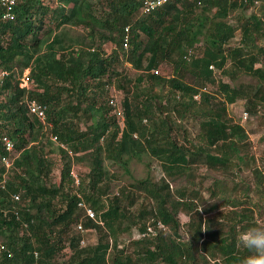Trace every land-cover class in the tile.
<instances>
[{"label": "trees", "instance_id": "1", "mask_svg": "<svg viewBox=\"0 0 264 264\" xmlns=\"http://www.w3.org/2000/svg\"><path fill=\"white\" fill-rule=\"evenodd\" d=\"M54 1L18 0L13 20L0 17V68L9 71L0 82V158L4 154L1 136L6 134L14 141L12 166L4 185H0V264H32L35 251L39 264H57L53 257L66 249L67 259L61 264H239L248 252L235 241L234 226L254 225L248 221L251 216L245 207L243 212L229 211L228 232L207 237L202 212L215 210L218 205L205 207L206 200L196 184L189 191L183 186L172 190L165 180L141 179L133 186L143 190L146 201L136 214L130 211L135 202L131 192L121 190L105 204L107 185L100 184L107 173L102 155L126 164L124 156L140 158L147 152L159 161L168 177L186 172L191 176V164L201 155L210 168L228 169L230 156L237 154L235 137L243 127L229 116L227 104L243 99L250 114L264 109V47L251 51L256 39L264 38V0H169L148 14L140 12L138 0H107V10L98 13L89 0H62L69 7L57 6ZM250 6L256 12L239 25L241 44L226 47L235 34V27L227 22L229 13ZM58 11L57 23L40 35L46 16L52 20ZM62 25L87 29L90 44L82 40L65 44L54 31ZM126 26H131L128 49L123 48ZM199 36H203V49L196 55ZM109 42L118 51L122 49L121 56L139 70L134 80L123 76L117 84L126 92L122 100L125 124L120 135L116 118L109 114L108 101L106 106L102 103L109 87L104 79L118 74L116 63L121 60L120 51H106ZM174 54L175 75L166 78L151 72L163 61H174ZM228 62L232 69L255 77L257 85L231 86L218 81L221 100L215 101L204 91L199 101L195 100L193 95L199 88L206 81L213 82L212 70H224ZM258 62L260 66H255ZM16 64L31 66L38 91L18 87L16 77L21 72L15 73ZM157 87L166 88V94L157 93ZM25 96L46 105V121L51 127L28 113ZM162 99L181 117L186 111L202 115L201 145L172 137L169 116L155 121L159 112L168 108ZM77 119L88 124L85 130L80 129ZM101 138L104 140L99 143ZM52 142L63 157L58 184L50 181L54 163L48 154L53 152ZM89 150L94 156L86 162L87 190H81L82 173L74 192L71 158L80 161V153ZM5 172L0 160V181ZM15 193L21 194L19 200L13 199ZM214 194L211 190L210 196ZM80 201L95 212L96 218L85 215ZM180 211L191 212L185 223L179 220ZM78 224L83 232L77 229ZM135 224L138 232L145 234L126 246L120 244L117 232L131 230ZM148 226L154 235L147 233ZM71 227L80 235L70 233ZM182 229L187 240L180 239ZM92 230L98 231V238L89 244L84 235Z\"/></svg>", "mask_w": 264, "mask_h": 264}, {"label": "rangeland", "instance_id": "2", "mask_svg": "<svg viewBox=\"0 0 264 264\" xmlns=\"http://www.w3.org/2000/svg\"><path fill=\"white\" fill-rule=\"evenodd\" d=\"M89 1L97 13L107 10V0ZM64 4L65 3L60 0L58 5ZM66 5L67 6L65 7L70 6V4ZM253 12H256V8L250 6L245 10L237 8L229 13L227 22L235 27V34L226 47H234L241 44V30L239 25ZM60 15V11L55 12L52 15V20L49 19V16L47 15L42 31H40V35L43 36L45 32L49 30L52 25H54V23H57ZM54 31L62 36L65 44L74 45L81 40L83 41L82 43L86 45L90 44V39L86 36L88 30L84 29L82 26L62 25L58 29L55 28ZM141 39L145 41L146 36L142 35ZM199 39L200 41L196 43V55H201V51L203 49V36H199ZM95 42L97 41L95 40ZM254 44V46H251V51L253 52L257 50V46L264 47V38H257ZM96 45L97 44H95L94 47ZM114 46L115 45L110 42L105 44V48L107 49L106 51H118V47L116 48ZM119 51L118 52L121 56L123 51L122 49H119ZM175 57L176 54L173 55L174 61L168 60L159 64L158 75L170 78L176 74L174 71ZM116 65L117 67L115 70L118 74L113 75L114 78L111 80L104 79V81H108V85L110 87L106 89L107 92H105L103 95L104 101H102V103H104L105 106L106 101H108L110 98L111 93L115 94L117 99H119L121 102L126 95L124 90L117 87L119 79H121L123 76H126L129 79L134 80L135 77L138 76L139 70L133 68L131 64L125 60V57L121 56V60L118 61ZM255 66H260V63H256ZM22 70V64L15 65V73H20ZM212 71L213 82L206 81L202 86H205L206 91L210 95H213L215 101L221 100L222 98V95L219 93L217 88L218 81L229 82L231 86H238L241 84L245 87L248 85L252 87L257 85V79L255 77L244 73V71L241 69H232L229 62L226 64L224 70L213 69ZM92 88L93 87H91V89ZM166 91V88H156V92L162 93V95H165ZM180 99L181 98H178V100ZM166 102L168 101L162 99V104L168 106V108L162 112H159L155 121L158 123L164 117L169 116L173 121V128L171 131L172 137L176 138L179 142L186 141L187 144L190 145H201L202 142L199 140V133L202 115L198 112L197 115L194 116L186 111L181 117L175 112L174 108L171 107L172 104ZM83 105H85V103ZM227 109V112L232 120L243 127V130H241V132L235 137L237 154H232V156H230L231 165L229 164L230 167L228 169L224 170L221 168H210L205 164V162H203L204 158L201 155L198 157V160L191 164V166L194 168L191 176L186 172L185 174L179 176L168 177L162 170L159 161L147 152L142 153L140 158H126L124 156L123 160L126 159V164H123L121 160H113L105 155H102L103 167L107 173L103 177L100 184L102 186L107 185V193L103 196L105 204L108 203V199L112 195H117V193H119L121 190H123L125 194H129V192H131V197H134L135 202L132 207H130V211L136 214L138 209L141 208V204L143 201L145 202L146 199L143 196V190L134 187L133 183L141 179H149L153 182L165 180L169 183V188L172 190H174L176 187L183 186L189 191L194 186V184H196V188L199 189L201 195H203L204 199L206 200L205 207L212 204L218 205L215 210H211L207 213L202 212L205 224V235L207 237L215 233L216 236H218L219 234H225V232H228L229 225L231 223L228 220L230 219L228 216L230 215L229 211L231 209L239 212L245 207L243 210H247V213L250 214L251 219L243 220V224H246L247 220L252 222L254 225L264 224V109L261 108L260 110L259 108L257 113L250 114L246 111V104L244 103L243 99H239L234 103L227 104ZM108 111L110 115L113 113L111 109ZM75 122L78 123L80 129L85 130L87 128L88 124L82 120L77 119ZM143 123L148 124V122ZM103 136L106 138V135ZM183 136L185 138H183ZM103 140L104 139L101 138L99 143H102ZM41 141H45V136H41ZM52 147L53 152H49L48 154L54 163L53 170L50 173V181L51 183L58 184L60 182V171L63 167V157L60 155L59 148L56 147L53 142ZM93 153L94 151L91 150L82 151L79 155L81 158L80 161L71 158V169L73 172H75L77 175L83 173L82 181H84V184L82 185L81 190L84 191L87 190V183L85 181H87L86 173L88 167L86 162L92 160V157L94 156ZM256 171L258 174H256ZM72 189L75 192L76 186H73ZM211 190H215V194L210 196ZM198 207L199 209H204V207L201 205ZM190 213L191 212L180 211L178 215L180 222L185 223L187 220H189L188 214ZM240 225L241 224L238 223V225L234 226L233 236L236 242H238L239 233L248 228H242ZM77 231L78 230H76L74 227H71L70 233L79 234V231ZM182 231L183 229L180 232L182 233L180 239L187 240L188 236L184 234V231ZM138 234V225L135 224L131 230L118 231L117 239L120 244L126 246L129 244V241L139 237ZM84 236L86 243L92 244L95 239L98 238V231L96 232L95 230H92V232L86 233ZM67 255L68 249L63 250L53 257V261L57 264H61L67 259Z\"/></svg>", "mask_w": 264, "mask_h": 264}, {"label": "built area", "instance_id": "3", "mask_svg": "<svg viewBox=\"0 0 264 264\" xmlns=\"http://www.w3.org/2000/svg\"><path fill=\"white\" fill-rule=\"evenodd\" d=\"M18 0H0V17L4 20H13L15 17V7L17 5ZM56 2L58 0H55ZM140 3V12L144 14L152 13L156 11V9L161 8L164 4H166L169 0H138ZM131 29V26H126L124 28V37H123V48L128 49L129 48V30ZM192 53L191 50L188 51V55ZM212 67V66H210ZM158 68L153 69L152 72L154 74H158ZM9 74V71L6 69L0 70V82L3 79V77L7 76ZM18 81V86L20 88H25L27 91L29 90H35L37 87L36 82L32 79L30 76L29 68H26L22 74L18 77H16ZM110 88V87H109ZM202 90H206V87H203ZM195 98L198 97V95L194 96ZM24 103L26 104V107L28 109V113L35 115L43 124H45L47 127H51L52 125L46 121V105L39 103L35 98H30L28 96H25ZM108 104L111 107V110L113 111L112 115L116 118V124L118 127L119 134L121 133L124 124H125V113L124 109L122 107V102L117 99V96L113 93L110 94V98L108 99ZM46 128V127H45ZM51 139L55 142H58V138L56 135L51 134ZM1 142L4 148V154L1 156L0 160L3 163V165L6 168L5 174L2 175V179L0 181V185H4V181L6 179V176H8V171L12 166V161L14 159L13 151H14V141L6 134L1 136ZM62 147L65 148L64 144H60ZM70 175L73 179L74 186H77L79 184V177L78 175L73 172V170H70ZM14 200H19L21 198L20 193H15L12 195ZM79 205L82 206L85 210V215H88L92 219L95 217V212L88 207L87 205H84L83 202H79ZM159 226H162L161 223H159ZM77 229L81 232H83V228L81 224L77 225ZM147 233H150L152 235L155 234V231L152 227H147ZM144 233H139L138 236L144 235ZM81 243H84V240L81 241ZM1 248H3V245H1ZM11 253H9L10 255ZM35 259L32 262V264H39L38 258H37V252H34Z\"/></svg>", "mask_w": 264, "mask_h": 264}, {"label": "clouds", "instance_id": "4", "mask_svg": "<svg viewBox=\"0 0 264 264\" xmlns=\"http://www.w3.org/2000/svg\"><path fill=\"white\" fill-rule=\"evenodd\" d=\"M54 2L56 5H58L60 3L59 0L57 2L56 1H54ZM62 6H65V5H62ZM92 50H93V48H92ZM210 66H212V65H210ZM26 68H29V72H30V76H31V66H29V65L26 66L25 68H23L22 72ZM211 68H213V66ZM2 69H4V68H0V70H2ZM153 69H156V68H153ZM153 69H151V72ZM22 72H21V74H22ZM20 75H18V76H20ZM203 87H205V86L200 87L199 91L193 95L194 99L199 100L200 93L202 91L207 92L206 90H202ZM21 89H25V88H21ZM35 90L38 91V88L36 87ZM29 91H34V90H29ZM195 95H198V97L195 98L194 97ZM31 98H34V97H31ZM200 210H201V208H200ZM238 241H239L240 246L243 249H246L248 252V255L244 256L243 258H241L239 260V264H264V224L253 225V226H250L247 229L241 231L239 233V236H238Z\"/></svg>", "mask_w": 264, "mask_h": 264}, {"label": "crops", "instance_id": "5", "mask_svg": "<svg viewBox=\"0 0 264 264\" xmlns=\"http://www.w3.org/2000/svg\"><path fill=\"white\" fill-rule=\"evenodd\" d=\"M107 50V49H106Z\"/></svg>", "mask_w": 264, "mask_h": 264}]
</instances>
